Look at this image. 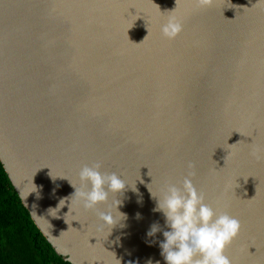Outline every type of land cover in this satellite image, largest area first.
I'll return each instance as SVG.
<instances>
[{
  "label": "water",
  "instance_id": "1",
  "mask_svg": "<svg viewBox=\"0 0 264 264\" xmlns=\"http://www.w3.org/2000/svg\"><path fill=\"white\" fill-rule=\"evenodd\" d=\"M0 161L71 264H264V0H0Z\"/></svg>",
  "mask_w": 264,
  "mask_h": 264
},
{
  "label": "trees",
  "instance_id": "2",
  "mask_svg": "<svg viewBox=\"0 0 264 264\" xmlns=\"http://www.w3.org/2000/svg\"><path fill=\"white\" fill-rule=\"evenodd\" d=\"M0 264H71L36 226L1 161Z\"/></svg>",
  "mask_w": 264,
  "mask_h": 264
}]
</instances>
